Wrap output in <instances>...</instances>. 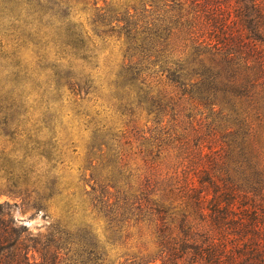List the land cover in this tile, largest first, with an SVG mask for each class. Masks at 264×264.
<instances>
[{
	"label": "trees",
	"instance_id": "16d2710c",
	"mask_svg": "<svg viewBox=\"0 0 264 264\" xmlns=\"http://www.w3.org/2000/svg\"><path fill=\"white\" fill-rule=\"evenodd\" d=\"M54 4L57 9L45 0H0V12L24 5L26 18H17L24 24L39 14L35 33L45 37L43 46L49 42L44 15L52 9L50 20L61 16L51 21L58 46L53 89L56 96L69 92L79 106L95 79L91 71L81 77L71 63L96 59V45L71 25V0ZM107 4L128 12V20L118 18L126 23L99 33L124 36L127 44L111 82L133 127L98 140L97 163L87 167L94 180L84 191L94 194L90 203L73 200L76 187L50 174L59 154H48L53 162L46 172L6 169L9 184L0 193L33 197L37 208L67 191L65 222L44 231L16 224L10 202H0V264H115L111 248L125 258L118 264H264V0ZM62 58L70 62L65 68ZM41 102L51 110V99L42 95ZM17 105L0 98L5 115ZM141 110L163 123L154 140L159 150L143 135L142 162H130L125 146L141 136ZM49 116L44 121L55 130L56 113ZM52 140L50 150L60 152ZM101 219L104 239L94 225Z\"/></svg>",
	"mask_w": 264,
	"mask_h": 264
},
{
	"label": "rangeland",
	"instance_id": "374dc122",
	"mask_svg": "<svg viewBox=\"0 0 264 264\" xmlns=\"http://www.w3.org/2000/svg\"><path fill=\"white\" fill-rule=\"evenodd\" d=\"M45 1L48 6L58 8L54 4L58 0ZM109 1L71 0V3H74L70 13L71 25L81 28L89 40L92 39L90 42L96 45L97 54L96 59L91 62L73 59L71 63L75 70L81 73V77L83 73L91 71L95 79L94 91L90 92L79 106L75 104L69 92L56 96L53 89L52 64L56 61L58 46L55 45V37H52L54 26L51 24L61 16L53 15L51 22L49 18L52 9L44 15L43 20L49 23L47 28L43 27V31L48 29L46 38L49 42L43 46L41 43L44 40L41 38L45 37L41 33H35L39 14L34 19L27 17L30 21L24 24L22 20L17 19L19 16L26 18L20 11V7L23 8L24 5H14L15 8L8 6L3 13L0 12V98H14L18 104L7 115L0 112V186L9 184L5 178L6 169L9 168H15L19 172L32 167L41 172L51 170L53 160L49 159L48 154L53 152L59 154L61 159L50 174H57L65 184L76 187V194L72 196L76 202L86 197L89 203L93 200L94 194L88 196L84 191H91L94 183L91 179L92 171L87 167L92 162L97 163V159L93 158L99 154L98 140L104 136L111 138L114 134L120 135L133 127L132 116L121 112V100L111 82L121 68L127 44L124 43V36L117 38L114 33H99V30L110 28L119 22L126 23L127 21L122 22V19L118 21V18L128 20V12L126 9L116 10L117 6L107 4ZM124 1L120 0L121 3ZM130 12L133 13L134 10L131 9ZM59 63L62 68L70 64L67 58H62ZM42 95L45 100L51 99V114L56 113L55 130L44 121L50 119L51 114L41 102ZM131 98L135 99L134 96ZM77 107L81 108L82 114H78ZM161 118L162 115L159 116V119ZM157 120L153 114L148 115L146 110L137 114L141 136L133 140L132 146H125L130 162H142L139 147L143 135L151 137L152 143H155L154 147L152 146L154 153H158L159 146L154 140L160 136L163 123H158ZM52 137L56 138L60 152L50 150L55 140H52ZM66 191L64 188L62 194L54 195L40 208L35 206V198L23 195L0 193V202H10L11 216L16 224L26 226L33 232L44 231L51 223L65 222ZM95 213L96 211H92L91 215ZM78 216H83L82 209ZM94 225L99 237L104 239L108 234L105 232V221L97 220ZM110 254L116 261L120 259L117 251L112 248ZM120 260L124 261L125 258ZM116 261L115 264H118Z\"/></svg>",
	"mask_w": 264,
	"mask_h": 264
}]
</instances>
